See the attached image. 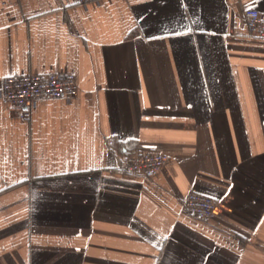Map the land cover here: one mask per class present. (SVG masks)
<instances>
[{
  "label": "crops",
  "instance_id": "1",
  "mask_svg": "<svg viewBox=\"0 0 264 264\" xmlns=\"http://www.w3.org/2000/svg\"><path fill=\"white\" fill-rule=\"evenodd\" d=\"M264 0H0V88L76 76L29 120L0 99V264H264ZM171 163L125 174L134 153ZM214 200L200 220L183 202Z\"/></svg>",
  "mask_w": 264,
  "mask_h": 264
},
{
  "label": "built area",
  "instance_id": "2",
  "mask_svg": "<svg viewBox=\"0 0 264 264\" xmlns=\"http://www.w3.org/2000/svg\"><path fill=\"white\" fill-rule=\"evenodd\" d=\"M95 1L98 0H76L80 5ZM243 19L249 35L264 42V14L251 8L243 12ZM78 92L76 76L72 73L28 74L4 79L0 88V99L20 119L29 120L35 102L75 98ZM171 161L166 154L134 153L126 156L118 169L125 174L152 180ZM216 207L214 200L197 193L188 194L183 202L184 210L200 220L213 218Z\"/></svg>",
  "mask_w": 264,
  "mask_h": 264
}]
</instances>
